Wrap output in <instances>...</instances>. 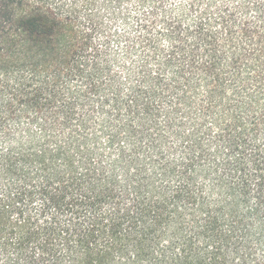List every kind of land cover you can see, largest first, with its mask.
I'll list each match as a JSON object with an SVG mask.
<instances>
[{
	"label": "trees",
	"instance_id": "obj_1",
	"mask_svg": "<svg viewBox=\"0 0 264 264\" xmlns=\"http://www.w3.org/2000/svg\"><path fill=\"white\" fill-rule=\"evenodd\" d=\"M0 264H264V0H0Z\"/></svg>",
	"mask_w": 264,
	"mask_h": 264
}]
</instances>
